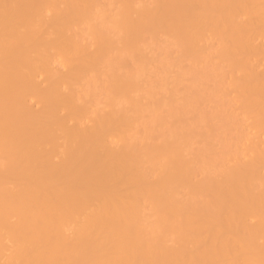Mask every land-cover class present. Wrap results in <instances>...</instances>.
<instances>
[{
    "label": "bare ground",
    "instance_id": "obj_1",
    "mask_svg": "<svg viewBox=\"0 0 264 264\" xmlns=\"http://www.w3.org/2000/svg\"><path fill=\"white\" fill-rule=\"evenodd\" d=\"M0 264H264V0H0Z\"/></svg>",
    "mask_w": 264,
    "mask_h": 264
}]
</instances>
